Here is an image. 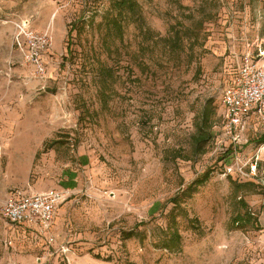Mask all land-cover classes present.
Segmentation results:
<instances>
[{
    "label": "rangeland",
    "instance_id": "1",
    "mask_svg": "<svg viewBox=\"0 0 264 264\" xmlns=\"http://www.w3.org/2000/svg\"><path fill=\"white\" fill-rule=\"evenodd\" d=\"M24 19L44 77L14 46ZM247 53L264 63V0H0V264H264V117L236 150L223 132ZM49 190L68 193L48 232L3 219Z\"/></svg>",
    "mask_w": 264,
    "mask_h": 264
},
{
    "label": "built area",
    "instance_id": "2",
    "mask_svg": "<svg viewBox=\"0 0 264 264\" xmlns=\"http://www.w3.org/2000/svg\"><path fill=\"white\" fill-rule=\"evenodd\" d=\"M14 46L37 76L46 75L44 54L49 48L48 34L35 32L29 19L15 22ZM221 103L223 132L236 150L249 119L264 117V63L260 58L256 60L251 53L243 55L231 83L223 91ZM67 193L49 190L25 196L11 195L4 201L1 215L12 226L27 225L48 232L55 212L65 201Z\"/></svg>",
    "mask_w": 264,
    "mask_h": 264
},
{
    "label": "trees",
    "instance_id": "3",
    "mask_svg": "<svg viewBox=\"0 0 264 264\" xmlns=\"http://www.w3.org/2000/svg\"><path fill=\"white\" fill-rule=\"evenodd\" d=\"M213 115L214 112H212ZM209 114L208 110L205 108L204 111L202 112L198 123L196 124L197 127V136L194 140V146L196 148H204V146L206 145V143L210 140V122H211V115ZM196 184H193V186H195ZM193 186H190V188H188V193L190 194ZM172 202L175 204V206L177 207L179 205L178 199L174 198L172 200ZM240 220H237V223H239ZM132 237V235L130 236ZM180 236L178 234V232H173L171 234V238L168 240V245L166 246L168 250L170 251H174L175 249H178L180 246Z\"/></svg>",
    "mask_w": 264,
    "mask_h": 264
},
{
    "label": "crops",
    "instance_id": "4",
    "mask_svg": "<svg viewBox=\"0 0 264 264\" xmlns=\"http://www.w3.org/2000/svg\"><path fill=\"white\" fill-rule=\"evenodd\" d=\"M31 27H32V29H33V25L31 24ZM254 119H257L256 117H252V118H250L249 119V121L247 122V124H248V127H249V125H250V123L254 120ZM30 194H33V193H27V192H21V191H14L13 193H11V195H23V196H25V195H30ZM10 195V196H11Z\"/></svg>",
    "mask_w": 264,
    "mask_h": 264
}]
</instances>
